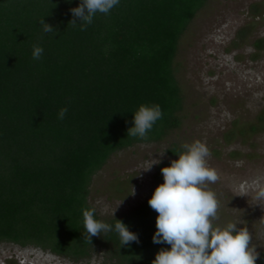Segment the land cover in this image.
I'll return each mask as SVG.
<instances>
[{
	"label": "trees",
	"instance_id": "16d2710c",
	"mask_svg": "<svg viewBox=\"0 0 264 264\" xmlns=\"http://www.w3.org/2000/svg\"><path fill=\"white\" fill-rule=\"evenodd\" d=\"M208 1L119 0L82 31L79 21L69 25L70 9L81 0H0V243L77 263L101 248L115 264H152L170 247L153 242L158 213L148 204L152 196L112 219L95 213L113 230L92 242L83 210L93 208V178L113 155L161 142L181 127L175 61ZM41 20L57 33H45ZM34 46L43 48L40 59L33 58ZM255 47L262 50L264 40ZM141 104H158L163 112L144 140L127 136ZM259 121L263 128L264 113ZM169 153L180 151L175 145ZM168 166H159L155 189ZM116 219L138 234L139 243L122 245ZM256 264H264V255Z\"/></svg>",
	"mask_w": 264,
	"mask_h": 264
},
{
	"label": "rangeland",
	"instance_id": "374dc122",
	"mask_svg": "<svg viewBox=\"0 0 264 264\" xmlns=\"http://www.w3.org/2000/svg\"><path fill=\"white\" fill-rule=\"evenodd\" d=\"M259 40H264V0L207 2L183 36L175 61L184 100L181 127L161 142L135 145L111 157L90 189L89 203L99 217L112 219L143 205L154 193L159 166L178 159L169 151L176 145L182 153L183 144L199 140L210 151L208 166L218 174L208 184L219 202L214 224L248 228L264 255V199L257 198L264 190V126L259 121L264 113V48L255 47ZM253 126L257 132L251 131ZM153 158L161 163L144 172L145 162ZM0 264L115 262L101 248L77 263L34 247L0 243Z\"/></svg>",
	"mask_w": 264,
	"mask_h": 264
},
{
	"label": "clouds",
	"instance_id": "9594fccd",
	"mask_svg": "<svg viewBox=\"0 0 264 264\" xmlns=\"http://www.w3.org/2000/svg\"><path fill=\"white\" fill-rule=\"evenodd\" d=\"M118 4L119 0H81L78 7L70 9L73 19L69 25H76L79 21L83 31L97 13L108 14ZM40 23L45 33H57L45 20ZM42 53V47L34 46V59H40ZM66 113L67 108H62L58 118L62 120ZM162 116L158 104H141L133 115V126L127 130V136L147 139ZM182 148L184 151L177 155L178 159L161 169L164 182L148 201L151 209L158 213L153 242L170 246L161 248L152 264H256L260 253L252 243L248 228L238 227L235 223L224 227L214 224L218 219L219 202L208 184L215 183L218 174L208 166L209 149L199 140L185 143ZM159 163L161 161L154 158L146 161L143 171H150ZM257 198L264 199V190ZM95 213L94 207L83 210L84 228L91 242L92 237H99L101 232L113 230L111 225L96 219ZM114 228L123 246L139 243L138 234L131 232L122 221L116 219Z\"/></svg>",
	"mask_w": 264,
	"mask_h": 264
}]
</instances>
